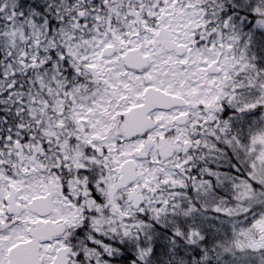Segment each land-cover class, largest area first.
I'll return each instance as SVG.
<instances>
[{"label": "snow or ice", "instance_id": "snow-or-ice-1", "mask_svg": "<svg viewBox=\"0 0 264 264\" xmlns=\"http://www.w3.org/2000/svg\"><path fill=\"white\" fill-rule=\"evenodd\" d=\"M0 264H264V0H0Z\"/></svg>", "mask_w": 264, "mask_h": 264}]
</instances>
